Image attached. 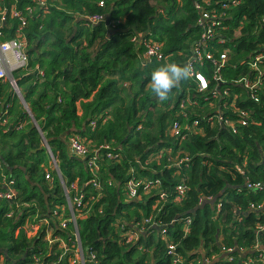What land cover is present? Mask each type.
Here are the masks:
<instances>
[{"label": "trees", "instance_id": "trees-1", "mask_svg": "<svg viewBox=\"0 0 264 264\" xmlns=\"http://www.w3.org/2000/svg\"><path fill=\"white\" fill-rule=\"evenodd\" d=\"M237 1L0 2V11L15 6L25 14L33 8L23 27L27 66L13 72L24 102L8 80H0V194H14L0 196V264H243L239 252L225 256L221 249L246 248L253 258L264 254V230L252 228L264 223V213L250 209L264 200V186H245L264 185V89L254 100L236 83L264 45V0ZM195 3L225 12L214 24L215 38L205 44ZM92 14L105 19L87 23ZM18 25L7 18L2 39L13 37ZM144 40L159 46L160 58H146ZM224 48L229 57L220 71L223 82L216 83L213 64L203 59L193 65L206 90L197 91L190 77L166 101L151 91L158 67L186 65L196 50L218 59ZM258 67L264 70V61ZM258 74L252 70L249 77ZM213 88L216 95L228 90L236 96L235 107L211 97ZM218 108L233 120L234 109L248 110V125L232 132L217 122ZM194 120L197 127L188 129ZM71 135L92 150L109 145L98 152V187L88 183L86 161L69 154ZM184 157L187 162L176 166L174 159ZM130 180L141 181L133 199L124 191ZM62 183L77 184L90 214L75 210L71 219ZM179 184L186 186L180 201ZM257 244L261 249L252 252Z\"/></svg>", "mask_w": 264, "mask_h": 264}, {"label": "built area", "instance_id": "built-area-1", "mask_svg": "<svg viewBox=\"0 0 264 264\" xmlns=\"http://www.w3.org/2000/svg\"><path fill=\"white\" fill-rule=\"evenodd\" d=\"M2 0H0L1 2ZM36 2L39 6H46L47 0H33ZM232 5H235L238 3L237 0H229ZM102 5L103 3L100 1L99 3ZM195 7L197 8L199 12V17L197 19V23L201 25L203 28V32L201 34V40L202 43H206L209 39L215 38V26L217 22H219V18L225 13L224 11H221V14H218V10L212 8L211 10H205L204 7H202L200 4L195 3ZM224 7H226L224 5ZM229 7V6H228ZM229 9V8H228ZM26 13L23 14L18 9L13 6L9 12L6 11V9H2L0 11V80H8L15 92L19 90V88L16 85V82L13 78V72L22 68H25L27 66L28 57H27V48H26V41L23 33V27L26 25V15L32 14L33 8L31 6L25 8ZM7 18H16L19 22L18 27L14 30V36L2 39L4 36L3 33V27L5 26V21ZM85 21L90 24H98L102 21H104L105 16L101 14H92L85 17ZM217 41V40H216ZM218 43H223L222 39H219L217 41ZM146 51L145 56L147 59H152L153 57L160 58L159 54V46L155 45L149 41H145ZM229 57V49L224 48L221 51V54L219 55V58L216 59L214 55L209 52L205 51L204 53L199 52L198 50L194 51L193 54L190 56L188 61L186 62V66H188L191 69L190 77H194L197 82V91L202 92L207 89L208 84L205 78L194 69V63L202 64L203 59L209 60L213 66H214V75L213 78L216 81V83L223 82V78L221 75V67L225 64L226 60ZM264 61V45L259 48V51L255 53V55L252 57H249V60L247 62L248 68L250 71L255 70L258 71L259 74L256 75L253 79H250L249 74L250 71H248L247 75L242 76L239 78L236 83L239 85H242L244 89L247 90V95L256 100L257 99V92L261 89H264V70H261L258 67V64ZM248 69V70H249ZM210 93H212L211 97L215 96L218 100L222 101L225 99L230 100V105L235 107V99L236 96L233 98L228 94V90H223L221 95H216L218 93V90L213 88ZM220 108L216 109L214 111L216 120L220 125H226L228 128L232 130V132L236 131V127L238 126H247L249 119H250V112L245 109H234V113L237 115V119H228L227 117H223L222 112L219 110ZM222 115V116H221ZM211 117L208 119V121H211ZM92 127H94V122L91 123ZM198 125V121L194 120L192 122L191 127H188V129H194ZM173 134L178 135L179 133V127L176 123L172 126ZM111 146V145H110ZM67 148L68 152L72 156H76L80 159H83L86 161L87 166L90 169V173L92 174V178L88 183L92 184L94 187H98L97 181H96V174L98 173V165H97V158H98V152L100 149H109V145H103L100 146L98 149L92 150L90 147L83 141L82 138H80L77 135H71L68 137L67 140ZM92 148V147H91ZM94 149V148H93ZM90 158L88 159V157ZM107 157H112V154L107 153ZM188 158H179L174 159L176 166H181L185 162H187ZM53 169H57L56 162L53 161L52 164ZM239 169V168H238ZM46 179L48 181H51V178L49 173L47 172L45 175ZM134 180V179H133ZM128 181L124 186L125 195L129 199H133L137 196V187L141 183V181ZM63 191H64V198L66 201V206L68 210L71 213V219L75 221V213L74 211H78V215L84 216L87 214H90V209L84 205L82 206V198L83 196L78 193V186L76 183L71 184L69 188H67L63 183ZM245 186L249 189H258L260 187H263L264 185L257 182V183H250L246 182ZM148 187V183H146L145 188ZM74 192L72 195L71 192ZM186 191V186L184 184H179L176 186V200L180 201ZM1 197H5L7 199H11L14 194L11 190L5 191V193L0 194ZM164 194L160 193V197H163ZM203 199V198H202ZM200 203V202H199ZM251 210H256L257 212L262 211L264 213V200L261 204H258L257 206L251 204L250 205ZM63 211V210H62ZM62 213V212H61ZM56 214V213H55ZM10 215V212L9 214ZM69 220V219H68ZM145 221H148V219H145ZM189 219H187V223H189ZM62 227L64 224L61 222L60 224ZM65 227V226H64ZM253 230L260 234L264 230V223H254L252 226ZM30 229H34L30 227ZM186 229V228H185ZM35 230V229H34ZM128 236V235H127ZM131 238L128 237V240ZM79 247V246H78ZM169 249L173 250L174 246L169 245ZM261 247L257 244L253 246V249H250L252 252L254 250H260ZM223 255H227L232 252H239L242 257L243 264H264V254H258L257 257L253 258L249 256L248 250L246 248H238V247H230V248H222L221 249ZM174 252V251H173ZM201 253V252H200ZM78 255V254H77ZM178 259V258H177ZM231 260V257L229 258ZM199 264H209L210 262L206 259L199 260Z\"/></svg>", "mask_w": 264, "mask_h": 264}, {"label": "clouds", "instance_id": "clouds-1", "mask_svg": "<svg viewBox=\"0 0 264 264\" xmlns=\"http://www.w3.org/2000/svg\"><path fill=\"white\" fill-rule=\"evenodd\" d=\"M190 73L191 69L188 66L178 63L160 66L151 73L150 89L160 101H166L174 88L183 80L190 78Z\"/></svg>", "mask_w": 264, "mask_h": 264}, {"label": "water", "instance_id": "water-1", "mask_svg": "<svg viewBox=\"0 0 264 264\" xmlns=\"http://www.w3.org/2000/svg\"><path fill=\"white\" fill-rule=\"evenodd\" d=\"M106 23H107V19H106ZM16 93L18 94V97L21 99V101L24 102V100H23V98H22V96H21V94H20V91L18 90ZM32 119H33V118H32ZM68 133H69V132H64L63 135H62V137L68 135ZM43 143H44V146L46 147L47 151H48L49 153H51V152H50V149H49V146H48V144H47V141H46V140H43ZM56 166H57V163H56ZM57 170H58V167H57ZM58 172H59V170H58Z\"/></svg>", "mask_w": 264, "mask_h": 264}]
</instances>
